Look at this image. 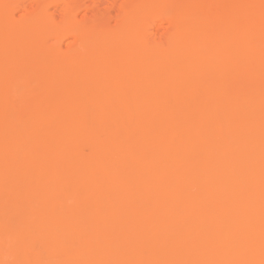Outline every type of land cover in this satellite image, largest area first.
Segmentation results:
<instances>
[{
	"label": "bare ground",
	"instance_id": "obj_1",
	"mask_svg": "<svg viewBox=\"0 0 264 264\" xmlns=\"http://www.w3.org/2000/svg\"><path fill=\"white\" fill-rule=\"evenodd\" d=\"M0 264H264V0H0Z\"/></svg>",
	"mask_w": 264,
	"mask_h": 264
}]
</instances>
